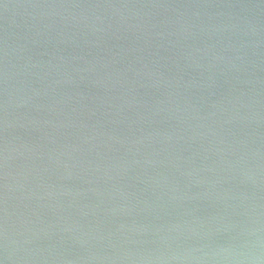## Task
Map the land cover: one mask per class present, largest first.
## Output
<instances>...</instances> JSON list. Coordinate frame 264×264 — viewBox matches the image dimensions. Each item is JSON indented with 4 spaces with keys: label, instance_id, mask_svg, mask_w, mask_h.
<instances>
[{
    "label": "water",
    "instance_id": "obj_1",
    "mask_svg": "<svg viewBox=\"0 0 264 264\" xmlns=\"http://www.w3.org/2000/svg\"><path fill=\"white\" fill-rule=\"evenodd\" d=\"M0 264H264V0H0Z\"/></svg>",
    "mask_w": 264,
    "mask_h": 264
}]
</instances>
